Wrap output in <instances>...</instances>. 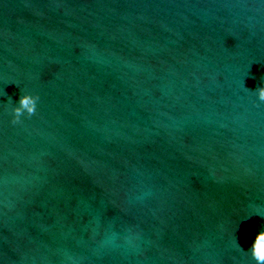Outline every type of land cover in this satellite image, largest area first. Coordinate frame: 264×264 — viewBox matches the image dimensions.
I'll use <instances>...</instances> for the list:
<instances>
[{
  "label": "water",
  "instance_id": "water-1",
  "mask_svg": "<svg viewBox=\"0 0 264 264\" xmlns=\"http://www.w3.org/2000/svg\"><path fill=\"white\" fill-rule=\"evenodd\" d=\"M260 82L264 0H0V264H255Z\"/></svg>",
  "mask_w": 264,
  "mask_h": 264
},
{
  "label": "clouds",
  "instance_id": "clouds-1",
  "mask_svg": "<svg viewBox=\"0 0 264 264\" xmlns=\"http://www.w3.org/2000/svg\"><path fill=\"white\" fill-rule=\"evenodd\" d=\"M254 93L256 99L264 102V82H260L254 90H249ZM39 98L28 92H19L15 100L10 99L12 122H21V117H31L35 114L37 109V102ZM247 252L254 259L255 264H264V228H261L255 234L250 248Z\"/></svg>",
  "mask_w": 264,
  "mask_h": 264
}]
</instances>
